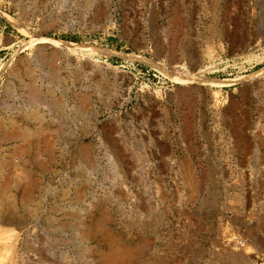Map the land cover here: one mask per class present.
Returning <instances> with one entry per match:
<instances>
[{"label":"rangeland","instance_id":"rangeland-1","mask_svg":"<svg viewBox=\"0 0 264 264\" xmlns=\"http://www.w3.org/2000/svg\"><path fill=\"white\" fill-rule=\"evenodd\" d=\"M8 61L0 264H264V0H0Z\"/></svg>","mask_w":264,"mask_h":264},{"label":"bare ground","instance_id":"bare-ground-1","mask_svg":"<svg viewBox=\"0 0 264 264\" xmlns=\"http://www.w3.org/2000/svg\"><path fill=\"white\" fill-rule=\"evenodd\" d=\"M41 44H51V45H53L55 47H58V48L64 50L67 53H89L91 51L98 50L96 48H91V47L87 46L86 44L68 43L67 41L55 40V39H52V38L44 37L42 35L35 36L33 38L32 45L37 46V45H41ZM123 57L129 58V59H137V60H140V61L150 62L146 57H143V56H130V55H126L125 54V55H123ZM9 64H10V62L8 61V62L4 63L0 67V75L5 73V71L8 70ZM262 71H264V69H262ZM165 72L168 73V75L171 76L175 81H178L179 83H183L184 85L185 84H187V85H195L196 84V85H202V86H208V87L209 86L210 87H217V86L219 87V86H222V85H225V84H229V83H232V82L235 81V80H229V79H222V80L221 79H210V78H206V77L198 78V77H196L194 74H192L190 72H187V73L184 72V71L182 72L181 70H177L176 68H172L171 69V68H166L165 67ZM8 222H10V221H8V219L0 218V224L1 223L5 224V223H8ZM12 234H13V231L8 230V228L7 229L6 228H0V241L1 240L7 241V239L11 240ZM1 243L2 242H0V245H2ZM9 245H10V243H9ZM9 245L7 246V248L9 247ZM232 247L238 248L237 250H239V252L233 253V257L231 256L232 258L229 260L230 262H228V263H230V264H245L248 261L249 258L247 257V254L245 255L243 253L244 251L242 252V250L245 247L244 242L241 241L239 238H237L236 240L233 241V243L231 242V243H227L224 246H221V250H226L228 253L229 252L232 253L231 252V250L233 249ZM5 250H7V249H5ZM8 250L11 251L10 249H8ZM118 251H120V250H118ZM6 253H9V252L7 251ZM111 253H114V252H111ZM120 254H122V253H120ZM2 256H4V255H2ZM113 256H112V258H113ZM120 258H123V257H120ZM113 260L114 261L112 263H115L116 262L115 259H113ZM2 261H1V263H2ZM120 262H122V261H120Z\"/></svg>","mask_w":264,"mask_h":264},{"label":"built area","instance_id":"built-area-1","mask_svg":"<svg viewBox=\"0 0 264 264\" xmlns=\"http://www.w3.org/2000/svg\"><path fill=\"white\" fill-rule=\"evenodd\" d=\"M236 62L233 58H227L225 61L222 62H215V61H208L205 65L201 67L198 71L194 74L197 76L205 77L209 75H220V74H227L226 72L229 69H232L235 66ZM185 70V68L181 69ZM123 72L129 75L135 76L136 68L135 67H124ZM176 84L175 81L165 77V92H168L172 89V87Z\"/></svg>","mask_w":264,"mask_h":264}]
</instances>
